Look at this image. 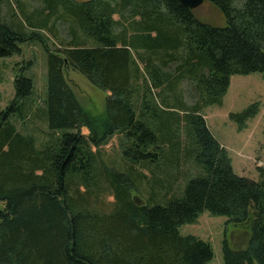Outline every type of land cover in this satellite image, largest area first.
<instances>
[{
    "label": "trees",
    "instance_id": "16d2710c",
    "mask_svg": "<svg viewBox=\"0 0 264 264\" xmlns=\"http://www.w3.org/2000/svg\"><path fill=\"white\" fill-rule=\"evenodd\" d=\"M11 1L10 22L0 19V58L20 54L22 44L44 50L45 107L35 116L48 137L37 146L18 130L34 109L33 82L15 75L13 99L0 107V264H206L209 243L179 232L204 211L233 225L251 218L244 249L223 242L224 264H264V167L257 181L236 176L202 116L221 105L231 76L264 79V0H205L223 26L178 0H40L31 10ZM60 22L68 41L52 51L45 33ZM66 68L107 93L102 115L84 112ZM258 112L253 104L229 118L241 129ZM113 137L118 169L101 152ZM192 161L202 174L180 197L135 203L131 193L177 181Z\"/></svg>",
    "mask_w": 264,
    "mask_h": 264
},
{
    "label": "rangeland",
    "instance_id": "374dc122",
    "mask_svg": "<svg viewBox=\"0 0 264 264\" xmlns=\"http://www.w3.org/2000/svg\"><path fill=\"white\" fill-rule=\"evenodd\" d=\"M28 9L41 6L40 0H21ZM78 2L85 0H76ZM9 5L0 0V19L9 23ZM201 21L216 26H223L224 20L220 14L209 4L203 3L193 11ZM48 38L47 46L54 51L61 48L68 41L67 24L58 23L54 34L45 33ZM20 54H14L9 58H0V107L5 108L13 99V79L15 75L24 74L32 79L33 92L30 96L32 112L28 114L25 123H18L17 128L22 133L35 136L36 145L41 146L47 141V126L40 119H36L37 108L44 109L46 96V54L39 44H22L19 46ZM64 76L73 90L84 112L90 116H100L104 113V99L107 93L92 86L82 75L69 68L64 70ZM183 89L187 103L191 104L194 99V90L187 82L179 84ZM253 104L259 105V112L253 118L245 122L241 129L240 124L229 118L230 114L241 113ZM206 126L212 136L225 149L230 159L232 172L242 178L252 181L258 180L257 167H264V79L258 73L248 75H233L230 77L229 87L222 97L221 105H211L202 111ZM85 133V130H82ZM60 133V132H58ZM46 139V140H45ZM101 152L104 160L112 161L118 169L121 165L122 155L119 149L118 137H113L107 145L102 147ZM108 164L110 165L111 162ZM178 170H172L175 174ZM179 179L175 181L173 176L170 180L161 183L148 184L141 187L139 194L131 193L136 202H150L163 205L166 200L182 195L186 183L201 175L200 169L189 162L179 168ZM110 198H105L109 202ZM154 202V203H152ZM2 205L0 204V209ZM249 224L237 226L228 223L225 216H214L209 212H202L192 223L183 224L179 228L181 235H191L209 243L213 257L206 264H224L223 242L226 240L234 249L246 247L250 236Z\"/></svg>",
    "mask_w": 264,
    "mask_h": 264
},
{
    "label": "water",
    "instance_id": "95a60500",
    "mask_svg": "<svg viewBox=\"0 0 264 264\" xmlns=\"http://www.w3.org/2000/svg\"><path fill=\"white\" fill-rule=\"evenodd\" d=\"M178 1L187 10L194 11L195 9L200 7L204 3L205 0H178ZM134 201H135V203L139 204V202H136V200H134ZM246 223L249 224V228L251 230V218H249V220Z\"/></svg>",
    "mask_w": 264,
    "mask_h": 264
},
{
    "label": "flooded vegetation",
    "instance_id": "af4514ba",
    "mask_svg": "<svg viewBox=\"0 0 264 264\" xmlns=\"http://www.w3.org/2000/svg\"><path fill=\"white\" fill-rule=\"evenodd\" d=\"M245 224H247V223H245ZM237 226H238V227H239V226H243V224H242V225H235V227H237ZM248 229H249V228H248ZM247 242H248V240H247ZM247 242H246V243H247ZM244 248H245V247L240 248V249H235V250H242V249H244ZM233 249H234V248H233Z\"/></svg>",
    "mask_w": 264,
    "mask_h": 264
}]
</instances>
